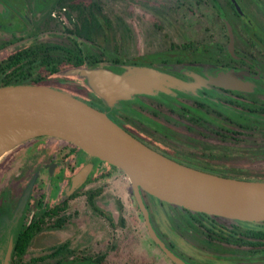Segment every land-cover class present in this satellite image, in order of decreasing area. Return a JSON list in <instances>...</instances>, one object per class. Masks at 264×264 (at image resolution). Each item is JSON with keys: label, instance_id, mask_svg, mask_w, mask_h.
I'll return each mask as SVG.
<instances>
[{"label": "flooded vegetation", "instance_id": "af4514ba", "mask_svg": "<svg viewBox=\"0 0 264 264\" xmlns=\"http://www.w3.org/2000/svg\"><path fill=\"white\" fill-rule=\"evenodd\" d=\"M118 1L0 0V86L69 90L174 160L264 177V0H195L216 20L191 31L143 2L161 21L111 16ZM129 64L178 81L109 103L84 75ZM27 142L0 164V264H182L151 234L120 166L63 137ZM142 195L158 236L187 264H264V220ZM92 218L104 227H88Z\"/></svg>", "mask_w": 264, "mask_h": 264}, {"label": "water", "instance_id": "95a60500", "mask_svg": "<svg viewBox=\"0 0 264 264\" xmlns=\"http://www.w3.org/2000/svg\"><path fill=\"white\" fill-rule=\"evenodd\" d=\"M84 75L93 90L109 103L137 92L167 89V85L178 81L170 73L144 64H129L121 72L93 68ZM38 135L63 137L91 155L120 166L132 181L151 234L182 264L187 263L169 250L151 224L142 189L192 210L264 220V177L208 172L174 160L69 90L38 83L0 86V158Z\"/></svg>", "mask_w": 264, "mask_h": 264}, {"label": "rangeland", "instance_id": "374dc122", "mask_svg": "<svg viewBox=\"0 0 264 264\" xmlns=\"http://www.w3.org/2000/svg\"><path fill=\"white\" fill-rule=\"evenodd\" d=\"M145 3L147 6H151L156 8L159 12H166L168 18L173 21H182L186 26H188V30L191 31L196 26H210L213 24V21L216 20V16L214 12L210 11L204 5H198L195 0H122L118 2H114L116 8L114 10H109L111 16L119 14L120 11H128L130 13V17L134 19H141L145 21H161V17L157 16L154 12H152L149 8H144L139 6L138 3ZM28 142L25 141L18 146L14 147L7 153H5L0 158V164L3 159L9 155L10 153L16 151L19 147H23ZM121 181H125L124 178L120 179ZM83 209H80L82 211ZM88 227L92 228H102L104 227V221L99 218H92L87 220Z\"/></svg>", "mask_w": 264, "mask_h": 264}, {"label": "trees", "instance_id": "16d2710c", "mask_svg": "<svg viewBox=\"0 0 264 264\" xmlns=\"http://www.w3.org/2000/svg\"><path fill=\"white\" fill-rule=\"evenodd\" d=\"M37 230H39V229H37ZM37 230H36V232H37ZM34 235H35V233H33V234H30V235H27V239H26V241L24 242L25 243V245H29L31 242H32V240H33V238H34ZM19 241V240H18Z\"/></svg>", "mask_w": 264, "mask_h": 264}]
</instances>
